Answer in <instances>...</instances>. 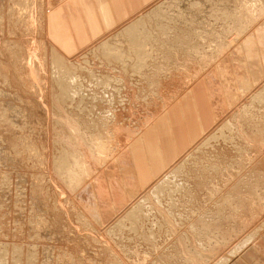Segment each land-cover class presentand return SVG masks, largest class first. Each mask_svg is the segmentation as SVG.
Wrapping results in <instances>:
<instances>
[{
  "label": "rangeland",
  "instance_id": "374dc122",
  "mask_svg": "<svg viewBox=\"0 0 264 264\" xmlns=\"http://www.w3.org/2000/svg\"><path fill=\"white\" fill-rule=\"evenodd\" d=\"M196 1L183 10H192L185 17L193 20L178 25L183 35L175 41L161 36L151 63L132 73V60L124 70L90 50L165 0H0V70L5 71V76L0 71L1 247L19 245L17 254L32 248L35 264H211L264 219V102H251L264 90V0ZM22 3L25 18L17 11ZM18 44L30 55L23 64L15 58ZM49 44L96 76L119 81L103 87L86 79L91 96L93 90L99 96L98 103L89 101L94 110L59 102L41 65L43 46ZM37 104L47 110L46 125H41ZM237 118L240 132L232 133L233 141L201 145L223 121ZM100 134L112 143L104 160L92 141ZM63 155L72 173L83 179H66L67 171L74 174L69 165L63 167ZM181 159L188 183L174 197L176 218L169 207L157 204L161 210L154 209L148 221L165 223L158 239H148V222L139 234L129 231V223L110 231ZM131 169L136 177L143 175L144 183L128 173ZM106 171L112 173L107 191L86 188ZM126 178L128 183L118 180ZM166 214L169 220L163 222ZM180 233L190 241L178 242Z\"/></svg>",
  "mask_w": 264,
  "mask_h": 264
},
{
  "label": "bare ground",
  "instance_id": "6f19581e",
  "mask_svg": "<svg viewBox=\"0 0 264 264\" xmlns=\"http://www.w3.org/2000/svg\"><path fill=\"white\" fill-rule=\"evenodd\" d=\"M22 1V0H21ZM29 1V0H28ZM163 1V0H162ZM199 1V0H197ZM196 1V2H197ZM204 1V0H203ZM213 1V0H212ZM242 1V0H241ZM8 2V1H7ZM10 2V1H9ZM193 2V0H170V1H166L165 2H159V4L157 3L156 5H152L153 7L151 9H148L147 12H145L144 15L139 16L131 21H129L128 24L124 25V27H122L118 32H116L113 37L111 39L105 40L102 43L99 42V45L97 43L98 46H96L94 49H91L90 51H95L98 56L104 59V61H107V63H118L120 64L124 70H126L128 68L127 66V61L128 60H132L133 64L130 67L132 69V73L134 71H144L146 68V65L148 63V65L151 63H149V59L152 57L153 53L158 51L157 49L159 48L158 46H160V44H162V38L159 40V38L165 37L166 35H168L169 37H171V39H173V41H175L179 36L181 37L180 33L183 32L181 31L180 33H177V28L178 25L180 24H184V25H189L190 23V19L188 21V18L185 17V14H188L190 12H186L184 14L183 10H186V4ZM207 2V1H206ZM209 2V1H208ZM4 3V2H3ZM189 3V4H190ZM195 3V0L193 2V5ZM198 3V2H197ZM200 3V1H199ZM205 3V2H204ZM211 3V1H210ZM15 4V3H14ZM27 4V3H26ZM30 4V3H29ZM199 5V4H198ZM204 5V4H203ZM206 5V4H205ZM27 6H29L27 4ZM188 6V5H187ZM191 6V5H190ZM195 6V5H194ZM11 7V6H10ZM15 7V6H14ZM25 4H19L17 11L19 12V14L24 11H22L25 8ZM31 7V6H30ZM33 7V6H32ZM8 8V7H6ZM12 8V7H11ZM27 8V7H26ZM189 8V7H187ZM194 7V11H195ZM199 8V7H197ZM191 9V8H189ZM230 9V8H229ZM9 9H7V12ZM26 11V9H24ZM21 11V12H20ZM28 11V10H27ZM26 11V12H27ZM12 12H14V10L12 9ZM24 12V13H26ZM217 12V11H216ZM3 13V11H2ZM10 13V12H9ZM21 13V14H22ZM23 13V14H24ZM30 13V12H29ZM7 14V13H6ZM22 14V15H23ZM31 14V13H30ZM143 14V13H142ZM224 14V13H223ZM141 15V14H140ZM200 15V14H199ZM202 15V14H201ZM25 18V15H23ZM30 16V15H29ZM189 16V15H187ZM192 16V15H190ZM202 17V16H201ZM186 18V19H185ZM192 20V19H191ZM196 20V19H195ZM9 21V20H8ZM21 21V19H20ZM193 21V20H192ZM202 22V21H201ZM7 23V22H6ZM17 23V22H16ZM9 25V24H8ZM193 25V24H192ZM198 25V24H197ZM200 25V24H199ZM10 26V25H9ZM191 27V26H190ZM189 27V28H190ZM201 27V25H200ZM7 29V28H6ZM192 31V30H190ZM195 31V30H194ZM177 33V34H176ZM194 33V32H193ZM199 33V32H198ZM191 34V33H190ZM110 36V35H109ZM112 36V35H111ZM188 36V35H187ZM189 37V36H188ZM199 37V36H198ZM107 38V37H106ZM114 38V39H113ZM183 38V37H182ZM181 38V39H182ZM190 38V37H189ZM115 39H118L119 41H121L120 44L118 43H114ZM166 39V38H165ZM164 40V39H163ZM190 40V39H189ZM11 42V40H10ZM15 42V41H14ZM171 42V41H170ZM46 43V42H45ZM8 44V43H7ZM13 44V43H12ZM11 44V46H12ZM185 45V44H184ZM195 45V44H193ZM2 46V45H1ZM163 46V45H162ZM173 46V45H172ZM9 47V46H8ZM16 47V46H15ZM164 47V46H163ZM161 47V48H163ZM190 47V46H189ZM10 48V47H9ZM44 50H43V60H41L42 64L44 65L45 70L47 71V75L49 77L50 80H53L55 86V94L56 97L58 98L59 102L62 103V105H66V106H72L73 104H77L80 109L82 110L83 108H87L88 113L89 111H91L96 105L95 103L93 104L92 102H89L90 99H92V101H96V103H98V98L99 96H97V93L95 92V90H93V95L91 96V92H90V88L88 87V85L91 83L90 81L94 78L93 84H96L97 86H105L107 87V84H115L117 81H114L113 79H111L110 77H103L102 76H96L94 74V71L88 69V67H84L82 65V63L76 62L73 60V58H68L66 57L64 54H62L59 49L55 46H53L52 44L49 46L44 45L43 46ZM160 48V50H161ZM177 48V47H176ZM181 48V47H180ZM11 49V48H10ZM9 49V50H10ZM19 49V50H18ZM18 51H15L17 53V55H15L16 60L23 64L24 60L26 59L25 56H27L30 59V55L27 53V51L24 49L23 45H19L18 44ZM15 50V49H14ZM14 50H10V51H14ZM164 50V49H163ZM185 50V49H184ZM2 51V50H1ZM89 51V52H90ZM191 51V50H190ZM13 52V54L15 53ZM166 52V51H165ZM27 53V54H26ZM160 53V52H159ZM9 54V53H8ZM12 54V55H13ZM34 54V53H33ZM32 55V54H31ZM84 55V54H83ZM88 55V54H87ZM19 56V57H18ZM95 56V54H94ZM159 56V55H158ZM157 56V57H158ZM172 56V55H171ZM37 57V56H36ZM70 57V56H69ZM155 57V55H154ZM153 57V58H154ZM27 58V61L29 60ZM84 58V57H83ZM35 59V58H34ZM162 59V58H161ZM101 60V59H100ZM153 60V59H152ZM6 61V60H5ZM16 61V62H17ZM33 61V60H32ZM79 61V60H78ZM85 61H87L85 59ZM83 61V62H85ZM103 61V62H104ZM151 61V60H150ZM7 62V61H6ZM17 62V63H18ZM40 61L36 60V66L38 68H41L40 64L38 63ZM154 62V61H153ZM152 62V64H153ZM174 62V61H173ZM10 63V62H9ZM12 63V62H11ZM29 63V62H28ZM46 63V64H45ZM14 64V63H12ZM25 66L27 65L26 62L24 64ZM23 65V67H24ZM34 65V66H35ZM100 65V64H99ZM157 65V64H156ZM12 66V65H11ZM28 67H31L28 64ZM122 68V69H123ZM30 69V68H29ZM92 69V68H91ZM4 76H5V71H3V69L1 68L0 70ZM0 72V74H2ZM44 72V71H43ZM33 73V72H32ZM137 74V73H136ZM113 75V74H112ZM1 76V75H0ZM245 76L248 77L247 73H245ZM2 77V76H1ZM6 78V77H5ZM13 78V77H12ZM12 78H10L12 80ZM86 79H90V83H88L86 81ZM120 79V78H119ZM5 80V79H4ZM10 80V81H11ZM96 82V83H95ZM16 83V82H15ZM88 83V85H87ZM123 83V82H122ZM120 84V83H119ZM7 85V84H6ZM107 85V86H106ZM90 86V85H89ZM121 86V85H120ZM112 87V86H111ZM264 87V86H262ZM18 88V87H17ZM92 88V87H91ZM116 88V87H114ZM113 88V89H114ZM119 90V89H118ZM128 91V90H127ZM100 93V92H99ZM42 94V93H41ZM105 94V93H104ZM13 96V95H12ZM253 99L251 100V102H264V90L260 89V92L258 91V94L254 96L253 94ZM103 100V96L101 97ZM251 98V97H250ZM41 101V100H40ZM101 101V100H100ZM58 102V103H59ZM245 104V103H244ZM248 104V103H247ZM38 105V104H37ZM36 105V106H37ZM98 105V104H97ZM243 106V104H242ZM249 106V105H248ZM99 107V105H98ZM251 107V104L249 106V108ZM1 108V107H0ZM91 108V109H90ZM244 112L246 111L245 107H242ZM240 108V109H242ZM8 109V108H7ZM36 111L39 112V116L41 117V125H46L47 123L44 122L43 116L45 114V112H47L46 108L44 105L39 104L38 108L36 107ZM102 109V108H101ZM105 109V108H104ZM50 110V109H49ZM94 110V109H93ZM250 110V109H249ZM19 111V110H18ZM242 111V110H241ZM5 112V111H4ZM86 113V112H85ZM84 113V114H85ZM92 113V112H91ZM241 113V112H240ZM77 114V113H76ZM15 115V114H14ZM26 115V114H25ZM24 115V116H25ZM91 115V114H90ZM23 116V117H24ZM242 116V115H241ZM27 117V116H26ZM38 117V116H37ZM36 117V118H37ZM47 117V116H46ZM233 117V116H231ZM243 117V116H242ZM1 118V117H0ZM230 118V117H229ZM31 119V118H30ZM38 119V118H37ZM242 119V118H241ZM35 120V119H34ZM47 120V119H46ZM235 120L237 119H233L231 120H226L223 121V123L221 124L220 127H218L219 131L218 133H215L214 135L211 133L209 136V139H207L205 141V139H203L205 142L202 143L201 145L205 146L208 145L210 143V140H216V139H223L225 141H233V136L232 133L238 132L239 131V124L238 122H236ZM38 121V120H37ZM3 122V121H2ZM26 122V121H25ZM28 122V120H27ZM34 123V122H33ZM37 123V122H36ZM32 124V121H31ZM35 124V123H34ZM248 124L250 127H255V129L257 130L258 128L256 126H254V124ZM257 124V123H256ZM30 125V124H28ZM40 125V123L38 124ZM11 126V125H10ZM15 126V124H14ZM97 127V126H96ZM5 128V127H4ZM17 128V127H16ZM15 128V129H16ZM242 128V127H241ZM19 129V128H18ZM30 129V128H28ZM38 129V128H37ZM41 131V129H38ZM7 131V130H5ZM32 131V130H31ZM29 131V132H31ZM37 131V130H36ZM10 132V131H9ZM240 132V131H239ZM28 133V132H27ZM40 133V132H38ZM213 133V132H212ZM13 134V133H12ZM16 134V133H15ZM12 136V135H11ZM17 136V135H16ZM235 136V135H234ZM13 137V136H12ZM29 137V136H28ZM6 138V136H5ZM73 138V137H72ZM118 138V137H117ZM208 138V137H207ZM14 139V137H13ZM17 139V138H15ZM20 137L17 139L19 140ZM11 140V139H10ZM17 140H15L17 142ZM32 140V139H31ZM23 141V140H20ZM94 145H96L97 150L100 152V154L102 153L101 157L104 160L105 159V154L107 152H109L112 148V143L110 142V140L108 139H104V137H101V134L99 135V137H96L94 140L92 139ZM109 141V146L107 145V142ZM9 142V141H8ZM91 142V141H90ZM234 143V142H233ZM31 144V143H30ZM137 144V143H136ZM27 145V143H26ZM18 146V145H17ZM28 146V145H27ZM40 146V145H39ZM92 147H94L93 145H90ZM199 146V145H198ZM198 150L201 149V147H198ZM7 147V146H6ZM26 147V146H25ZM91 147V148H92ZM137 145H134L131 150L132 153L134 155V153L137 155V150L136 148ZM14 148V147H13ZM30 148V147H29ZM33 148V147H32ZM42 150L44 148L39 147ZM38 148V149H39ZM35 149V148H34ZM40 149V151H41ZM26 150V149H25ZM46 150V149H44ZM64 150V149H63ZM136 150V151H135ZM196 150V148H195ZM27 151V150H26ZM32 151V150H31ZM34 151V150H33ZM36 151V150H35ZM34 151V152H35ZM65 151V150H64ZM63 151V153H64ZM4 152V151H3ZM29 153V152H28ZM36 154H38L37 152H35ZM35 153L33 154L35 156ZM67 153V152H66ZM193 153V152H192ZM32 154V153H31ZM69 155V154H68ZM132 155V159L134 158V156ZM191 155V153H190ZM42 156V155H41ZM66 156V155H65ZM65 156L63 155V158L65 159ZM28 157H31L30 153L28 155ZM69 157V156H68ZM74 156H71V158ZM15 158V157H14ZM60 158V157H59ZM63 167H67L69 165V163L66 161L67 159H65V161H63ZM67 158V157H66ZM75 158V157H74ZM186 158V156H185ZM196 158V157H195ZM29 159V158H28ZM57 159V158H56ZM56 159L54 161H56ZM70 159V158H69ZM37 160V159H36ZM40 160V158H39ZM58 160V159H57ZM74 160V159H73ZM183 159H181L182 161ZM75 161V160H74ZM122 161V159L119 161H117L116 163H114L116 165V169H118L117 167L120 166V162ZM125 161V160H124ZM44 162H48L47 161V157L45 158ZM134 162V161H133ZM76 166L75 167H79L78 163L75 161ZM110 163V162H109ZM112 163V164H113ZM44 164V163H43ZM110 163V165H108V168H112V165ZM126 164V163H125ZM65 167V168H66ZM69 172H71V174H74L72 172L73 171V166L71 167V165H69ZM186 162L185 160H183V162L177 164V166L175 168L172 169V171L169 172V174L167 175V177H163L160 181H158L157 183H153L151 184V186L149 187V189L147 190V192L145 193V195H143L144 197H142L143 199H141L140 201H138V203H135V206L129 208L127 211H123L124 213L117 218L116 222L113 223V227L110 228V231H115L117 230L116 228H122L124 225H126L127 223H129V231L133 232L134 234H139L140 230H141V226L143 224H145L144 222H148L150 221L149 218L151 216V213L153 212L154 209H158V205H166L168 213H170L169 215L172 216V218H176L173 215V210L172 208H175V200L174 197L177 196L178 194H182L183 190L185 189L186 184L188 183V177L186 174ZM55 168V167H54ZM58 168V167H57ZM188 168V167H187ZM216 168V167H215ZM64 169V168H63ZM67 169V168H66ZM58 172H60V168L57 169ZM67 171V170H66ZM136 169H131L128 171V173L134 177H136L137 175L134 174ZM62 172V170H61ZM86 172V171H85ZM106 174H103L99 177H97L94 181L91 182L90 186H87L86 188H97V189H102L103 191H107L110 187L111 180L108 179L110 178V176L112 175L111 172L106 171ZM65 173V172H64ZM168 173V172H167ZM67 174L68 171H67ZM66 179L71 182L72 180H76L78 179H83L81 176L82 175H77L74 174V176L72 175H68ZM64 175V174H62ZM37 176V175H36ZM143 175H139V178L136 177V179L139 181V183H144V180L142 178ZM2 178V177H1ZM64 178V176H63ZM120 178V177H117ZM65 179V178H64ZM116 180V179H115ZM121 180L123 182H127V178L126 179H118ZM129 181V180H128ZM4 182V181H3ZM128 183V182H127ZM114 186V185H113ZM115 187V186H114ZM85 188V189H86ZM89 190V189H87ZM91 191V190H89ZM88 191H86L87 193ZM92 192V191H91ZM85 193V192H84ZM90 193V192H89ZM110 193V192H109ZM81 194V193H80ZM84 196V195H83ZM80 197V196H79ZM81 198V197H80ZM70 201V200H69ZM158 204V205H157ZM33 206V205H32ZM160 207V206H159ZM158 210H161L160 208ZM160 212V211H159ZM162 212V211H161ZM167 212V211H166ZM159 214V213H158ZM162 214V213H161ZM83 215V214H82ZM167 215V214H166ZM79 216H81V214H79ZM152 217V216H151ZM163 222L166 221V219L169 220V216H163ZM162 217V218H163ZM83 218V217H82ZM151 219V218H150ZM172 220V219H171ZM179 220L181 221V218H179ZM85 221H87L85 219ZM178 221V222H180ZM88 222V221H87ZM84 223V222H83ZM89 223V228H91L92 231L96 230L95 228H93V225ZM149 227H148V231H147V237L149 240H152L153 242H155L158 237L160 236V229L164 226L165 223H162L160 220L158 219H154L151 222H148ZM170 223V222H169ZM173 223V222H172ZM176 226H178L179 223L175 222ZM87 225V224H86ZM85 225V226H86ZM168 225V224H167ZM194 225V223H193ZM173 226V225H171ZM39 227V226H38ZM127 228V226H125ZM175 225L172 227L174 228ZM195 227V225H194ZM40 228V227H39ZM192 229V228H191ZM196 229V228H195ZM194 229V230H195ZM109 231V232H110ZM120 231V230H119ZM170 231V230H169ZM183 231V230H182ZM200 231V230H199ZM142 232V231H141ZM116 233V232H115ZM118 233V232H117ZM188 233V232H187ZM201 233V232H200ZM177 234V233H176ZM199 234V233H197ZM185 233H180L177 235V240L178 242H180L181 244H185L187 241L189 240L188 235ZM192 235V234H191ZM203 235V234H202ZM193 237V235H192ZM193 239V238H192ZM198 240V239H197ZM190 241V240H189ZM188 241V242H189ZM193 241V240H192ZM199 242V241H198ZM190 243V242H189ZM202 244V243H201ZM177 245V244H176ZM200 246V244H199ZM231 248L221 254V256L217 257L211 264H237L234 263L233 260H235L236 258L241 260L239 262H241L242 264H264V219L261 220V222H259L255 227H253L251 230H249L246 234H244L239 240H236L232 246H230ZM35 248V247H34ZM185 248V247H184ZM16 251H14V250ZM24 249V248H23ZM18 250V251H17ZM21 250V247H19V245H15L12 244L9 247H4V246H0V264H35L36 263V258L35 260L32 258V254L35 255V252L37 251H32V248H27L26 250L24 249L23 251H21L20 253L17 254V252H19ZM36 250V249H35ZM186 250V249H185ZM184 250V251H185ZM14 251V254L12 253ZM182 251V250H181ZM195 251V250H194ZM206 250H204L205 252ZM16 253V254H15ZM172 253V252H171ZM170 253V254H171ZM201 253V252H200ZM251 253H255L256 257L253 259V257L251 256ZM112 254V252H111ZM185 254V253H184ZM113 255V254H112ZM116 255V254H115ZM198 255V254H197ZM202 255V253H201ZM117 256V255H116ZM187 257H189L188 255H186ZM194 256V255H193ZM199 256V255H198ZM197 256V258H198ZM34 257V256H33ZM114 257V255L112 256ZM203 257V256H202ZM204 258V257H203ZM195 259V258H194ZM202 259V258H200ZM248 259V260H247ZM203 260V259H202ZM117 261V259H116ZM196 260H192V262ZM92 262V261H91ZM118 262V261H117ZM199 262V261H198ZM197 262V263H198ZM110 263V262H109ZM108 262H106V264H109ZM194 263V262H193ZM195 263V264H197ZM105 264V263H104ZM111 264V263H110ZM117 264H124L121 261H119V263Z\"/></svg>",
  "mask_w": 264,
  "mask_h": 264
},
{
  "label": "crops",
  "instance_id": "0c3cea01",
  "mask_svg": "<svg viewBox=\"0 0 264 264\" xmlns=\"http://www.w3.org/2000/svg\"><path fill=\"white\" fill-rule=\"evenodd\" d=\"M240 260H241V258H240V259H239V258H238V259L236 258L235 260H233V262L235 261L234 263L242 264L241 262H239ZM247 260H248V259H247Z\"/></svg>",
  "mask_w": 264,
  "mask_h": 264
}]
</instances>
